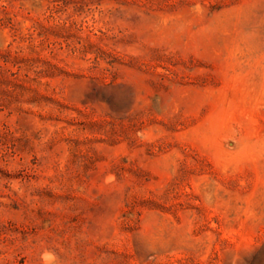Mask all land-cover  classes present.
I'll use <instances>...</instances> for the list:
<instances>
[{"label": "rangeland", "instance_id": "obj_1", "mask_svg": "<svg viewBox=\"0 0 264 264\" xmlns=\"http://www.w3.org/2000/svg\"><path fill=\"white\" fill-rule=\"evenodd\" d=\"M0 264H264V0H0Z\"/></svg>", "mask_w": 264, "mask_h": 264}, {"label": "clouds", "instance_id": "obj_2", "mask_svg": "<svg viewBox=\"0 0 264 264\" xmlns=\"http://www.w3.org/2000/svg\"><path fill=\"white\" fill-rule=\"evenodd\" d=\"M51 254L50 253H44V258L47 259Z\"/></svg>", "mask_w": 264, "mask_h": 264}]
</instances>
